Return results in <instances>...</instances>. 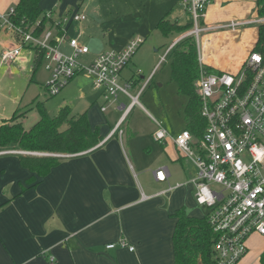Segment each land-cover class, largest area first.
<instances>
[{
    "label": "crops",
    "instance_id": "crops-1",
    "mask_svg": "<svg viewBox=\"0 0 264 264\" xmlns=\"http://www.w3.org/2000/svg\"><path fill=\"white\" fill-rule=\"evenodd\" d=\"M18 1L0 0V13L5 14ZM63 12L61 17H72L80 11L77 7ZM171 22L189 24L188 18L187 22H180L175 17ZM263 22L264 18L257 13V0H212L202 24L205 32L199 38L200 63L219 72L238 69L255 47L258 28L252 29L254 39L245 37L243 52L237 53L231 47V38L237 34L233 27ZM71 24H67L66 31ZM215 39L221 46L214 59H209L201 51ZM64 45L69 47L67 42L58 46ZM19 46L18 35L0 27V126L14 113H20L31 85L41 83L38 70L42 65L45 81L48 78L44 61L35 68V48L24 46L15 58L2 60L4 52ZM224 47L229 48L226 55L220 51ZM217 56L221 57L215 59ZM118 102L106 103L100 91L98 97L89 98L84 113L91 129H98L102 140L89 151L59 155L60 163L43 178L21 165L20 155L24 152L0 146V264H174L173 234L177 222L174 213L184 209L190 217H204L196 216L193 209L195 188L190 180L195 168L192 165L189 171L183 169V176L175 166L165 162L138 165L145 182L150 180L151 184L164 186L156 192L149 185L143 189L123 143V125L129 116L120 127L123 135L116 132L108 138L121 117ZM103 106L105 112L101 110ZM108 114L114 117L108 120ZM169 144L175 148L172 142L164 145ZM168 152L171 163L185 161L172 148ZM159 169L166 171L165 182L154 178ZM120 240H125L128 247L119 246ZM111 244L115 247L107 249Z\"/></svg>",
    "mask_w": 264,
    "mask_h": 264
},
{
    "label": "built area",
    "instance_id": "built-area-1",
    "mask_svg": "<svg viewBox=\"0 0 264 264\" xmlns=\"http://www.w3.org/2000/svg\"><path fill=\"white\" fill-rule=\"evenodd\" d=\"M190 24V30L181 39H175L166 49V57L183 39H194L199 50V38L205 32L204 16L212 0H177ZM15 14L10 8L0 13V27L13 30L19 37V47L2 54L6 61L18 56L22 47H31L44 52V68L48 78L44 88L49 96L59 94L78 73L86 71L92 78V86L102 93L106 103L118 102L120 95L130 99L128 105L116 103L121 117L108 138L120 129L133 108L139 105L142 89L131 95V84H121L120 74L127 67L142 40L132 41L121 52H105L96 56L88 66L78 58L89 50L77 39H67L72 55L64 56L57 47L65 42L64 33L68 23L85 21L83 12L72 17L63 16L56 26H61L62 36L44 30L35 35L26 32L11 20ZM51 19L49 12L45 13ZM55 26V27H56ZM235 26V25H233ZM164 59V58H163ZM148 81V80H147ZM146 81V82H147ZM145 82V83H146ZM144 87V86H143ZM142 87V88H143ZM200 98V117L204 122L201 136L189 129L177 135L157 122L153 140L159 144L172 142L185 161L195 168L190 182L195 188V202L205 208L206 220L215 235L217 264H237L248 251L246 240L253 235L264 237V56L252 51L238 74L219 72L204 75L197 83ZM102 112L106 107H101ZM157 182L166 181L165 169L154 172ZM119 246L126 248L125 240ZM114 244L107 249H113ZM133 251L132 247H129ZM50 258L49 262L53 263Z\"/></svg>",
    "mask_w": 264,
    "mask_h": 264
},
{
    "label": "rangeland",
    "instance_id": "rangeland-1",
    "mask_svg": "<svg viewBox=\"0 0 264 264\" xmlns=\"http://www.w3.org/2000/svg\"><path fill=\"white\" fill-rule=\"evenodd\" d=\"M41 6L44 13L49 12L51 14L52 19H49V23L45 24L44 29L51 32L56 31L55 22H59L63 18L60 15L64 13V10L68 8L73 10L79 7V11L84 13L85 21L72 23L64 33L65 43L67 39H77L88 48L89 54L78 58L79 63L84 66H88L96 55L105 52H121L132 41L142 40V44L134 52L131 61L120 74L122 85L131 84L128 91L131 95H136L142 89L139 98L140 106L136 105L133 108L123 125L125 129L123 143L126 155L133 168L135 167V173L142 188H149L150 186L155 192L162 190L164 186L155 182L151 184L150 180L145 182L139 174L138 165L165 162L175 166L179 174H183V176V169L191 170L190 161L171 163L167 150L172 148L176 156L180 153L170 144H159L152 138V134L157 130V122L172 130L174 135L186 128L184 109L187 104V97L181 95L177 85L170 80L171 56L166 57L165 55L171 42L174 39H181L183 35L170 33L165 36L156 28L163 19L171 21L177 17L180 22H187L183 8L178 2L176 0H43ZM64 6L66 7L62 10ZM259 25L254 23L233 27V31H237V34L233 33L231 38L233 41H228L232 43V51L242 53L245 37L249 35V38L254 39L255 32L252 29L256 30ZM32 29L33 25L23 27L26 32H31ZM220 46L221 43L219 44L215 39L206 49L201 51V54L209 59H214L213 56L219 52ZM57 49L64 56L73 54L66 45L62 48L58 46ZM228 50L229 48L225 47L220 49L224 55ZM252 51L253 48L249 50L238 69L227 73L233 75L240 73ZM218 57L221 56H217L215 59ZM154 66L156 68L152 72ZM45 77L42 65L38 70V79L41 83L31 85L25 101L28 97L32 98L22 102L20 107L19 112L24 114L22 124L26 130L31 129L39 120L38 104H43L51 116H56L63 107H69L71 115H78L87 110L89 105L87 101L90 97H98V91L92 86V78L88 76L86 71L78 73L59 94L52 97L44 88ZM146 80L148 81L144 84ZM119 101L126 105L130 103V99L124 95H120ZM108 115V120L114 117V114ZM40 155L55 156L52 153ZM193 209L198 217H206L208 213L205 208L199 207L197 204L193 206ZM246 245L248 247L247 254L237 264H261L260 256L264 252V237L250 236L246 240Z\"/></svg>",
    "mask_w": 264,
    "mask_h": 264
},
{
    "label": "trees",
    "instance_id": "trees-1",
    "mask_svg": "<svg viewBox=\"0 0 264 264\" xmlns=\"http://www.w3.org/2000/svg\"><path fill=\"white\" fill-rule=\"evenodd\" d=\"M43 0H19L14 7L15 14L11 20L20 27L33 25L32 32L39 35L49 23L41 8ZM257 13L264 18V0H257ZM165 18V17H164ZM190 24L179 25L166 19L157 24V29L165 36L170 33L185 34ZM57 36H62L61 26H56ZM36 52L35 68L43 63L44 52ZM254 51L264 56V24L258 26V36ZM171 81L177 85L178 92L187 97L184 109L186 129L196 136H201L204 122L200 117V98L197 95V83L204 75L216 74L219 71L200 63L196 44L193 38L181 40L170 54ZM39 120L26 130L22 124L24 114L14 113L12 118L0 126V146L14 147L24 152L20 155L21 165L45 177L50 170L60 163L59 155H73L89 151L102 140L98 129H91L86 114L71 115L69 107H63L56 116H51L43 104L37 105ZM31 153H52L56 156H33ZM58 156V157H57ZM34 182V178H33ZM176 227L173 234L174 264H217L215 235L205 217L188 216L184 209L173 215ZM264 264V252L260 256Z\"/></svg>",
    "mask_w": 264,
    "mask_h": 264
},
{
    "label": "water",
    "instance_id": "water-1",
    "mask_svg": "<svg viewBox=\"0 0 264 264\" xmlns=\"http://www.w3.org/2000/svg\"><path fill=\"white\" fill-rule=\"evenodd\" d=\"M143 79V77H141Z\"/></svg>",
    "mask_w": 264,
    "mask_h": 264
}]
</instances>
